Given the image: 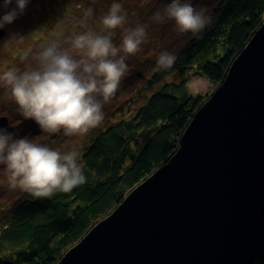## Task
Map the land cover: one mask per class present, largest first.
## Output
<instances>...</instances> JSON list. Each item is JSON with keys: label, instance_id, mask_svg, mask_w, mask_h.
<instances>
[{"label": "water", "instance_id": "95a60500", "mask_svg": "<svg viewBox=\"0 0 264 264\" xmlns=\"http://www.w3.org/2000/svg\"><path fill=\"white\" fill-rule=\"evenodd\" d=\"M263 249L264 23L174 156L57 264H255Z\"/></svg>", "mask_w": 264, "mask_h": 264}, {"label": "trees", "instance_id": "16d2710c", "mask_svg": "<svg viewBox=\"0 0 264 264\" xmlns=\"http://www.w3.org/2000/svg\"><path fill=\"white\" fill-rule=\"evenodd\" d=\"M108 9L101 4L102 15ZM27 15L22 23L29 21ZM210 17L201 33L173 53L176 60L170 69H153L136 91L137 107L127 110L129 116L116 106L85 139L80 149L85 184L50 198L36 199L23 192L1 213L0 264H57L174 156L195 113L264 23V0H219ZM193 72L210 86L191 94L187 83ZM255 264H264V249Z\"/></svg>", "mask_w": 264, "mask_h": 264}, {"label": "clouds", "instance_id": "9594fccd", "mask_svg": "<svg viewBox=\"0 0 264 264\" xmlns=\"http://www.w3.org/2000/svg\"><path fill=\"white\" fill-rule=\"evenodd\" d=\"M29 0H4L9 9L0 17V28L22 15ZM120 3L113 2L99 20V30L87 26L93 9L83 13V31L58 35L45 42L31 55L24 68L0 72V86L18 106L24 119H32L43 133L66 137L84 136L104 120L103 106L116 93L125 73V60L141 50L146 26L124 27L126 14ZM157 23L174 22L179 34L203 31L211 17L188 0H171L153 15ZM122 29L119 44L113 42L116 29ZM23 59L27 60V57ZM176 56L161 52L157 70L170 69ZM0 166L9 186L36 199L50 198L56 193H71L85 184L84 165L75 149L61 152L27 137L16 139L0 129Z\"/></svg>", "mask_w": 264, "mask_h": 264}, {"label": "rangeland", "instance_id": "374dc122", "mask_svg": "<svg viewBox=\"0 0 264 264\" xmlns=\"http://www.w3.org/2000/svg\"><path fill=\"white\" fill-rule=\"evenodd\" d=\"M218 1L188 0L198 10L204 9L208 16ZM113 2L120 3L123 8L122 14H126L124 27H135L138 24H143L146 26L147 33L141 50L126 58L125 63L129 70L122 78L115 95L103 106L104 119L108 118L116 106L123 107V111L126 112L124 117L129 116L127 110L132 111L137 107L138 97L135 93L144 87L145 80L156 68L158 55L163 51L173 54L193 35L192 33H177L173 21L166 20L164 23H157L153 19L154 13L162 11L171 0H29L22 15H19L11 24H6L4 28H0L2 31L0 36V72L13 67H26L31 60V55L38 51L45 42L58 35L67 36L73 32L83 31L84 27L81 25V20L85 11L84 6L93 9L92 17L86 22L87 26L98 31L99 16L102 15L100 12L101 4L104 7H110ZM3 3L4 0H0V17L11 7H15V0L9 9L3 8ZM25 13L29 14L27 15L29 21L22 23ZM115 32L113 42L119 44L122 38V29L118 28ZM24 57L28 59L25 60ZM209 86L210 84L200 74L194 72L190 74L187 83L189 93H197ZM17 109L18 106L11 101L9 93L0 86V118H7V125L3 127V130L12 134L16 139L27 137L61 152L75 149L81 154L80 149L85 143V139L95 134L96 128L84 136L66 137L62 132L50 136L43 133L34 120L24 119ZM22 193L19 189H12L9 186L3 166H0V215L5 213L4 211ZM88 233L71 248L79 244Z\"/></svg>", "mask_w": 264, "mask_h": 264}]
</instances>
